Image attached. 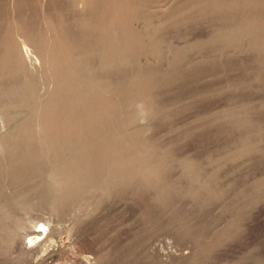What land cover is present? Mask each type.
I'll return each instance as SVG.
<instances>
[{
    "label": "rangeland",
    "instance_id": "rangeland-1",
    "mask_svg": "<svg viewBox=\"0 0 264 264\" xmlns=\"http://www.w3.org/2000/svg\"><path fill=\"white\" fill-rule=\"evenodd\" d=\"M43 68L99 117L52 132L112 156L57 209L46 162L0 153V264H264V0H0V139L36 116Z\"/></svg>",
    "mask_w": 264,
    "mask_h": 264
},
{
    "label": "bare ground",
    "instance_id": "bare-ground-1",
    "mask_svg": "<svg viewBox=\"0 0 264 264\" xmlns=\"http://www.w3.org/2000/svg\"><path fill=\"white\" fill-rule=\"evenodd\" d=\"M118 31H120V30H118ZM121 32H123L122 29H121ZM126 36H128V35H126ZM124 61L126 62V60H124ZM48 70H49V68H47V70L43 68L42 70H39L36 73L40 74L41 72L45 71V74H46V77L48 79V82L50 83L51 89L45 95V97L44 98L42 97L41 100H39L38 102H36V103H33V102L30 103L29 102V104H30L29 106L33 107L36 110L35 111L36 116L33 117V119L28 123V125L24 129H22L24 131L21 132L22 134H20L21 136L25 135V133H27V135H28L29 134L28 131H30L31 129H33V130L35 129L36 133H35V138L32 141V144L34 142L33 145L37 149H34L33 150L34 152L31 150L33 152V153L31 152V154L27 153L28 155H26L25 154L26 152L24 153L25 155L22 154V151H23L22 149L27 148V150H28V148H29V147H27L28 141H26V142H23L21 140L19 141L18 139H19L20 135L16 132L18 134V136L17 135L15 136V137H17V139L11 138V136H9L10 139H4V140L0 139V153H2V155H4L6 157V159H2V161H5L4 163L8 164L9 169H10L9 171H11V173H17L18 171L21 170L22 167H24V166L26 167L27 164H30V165H31V163L34 164V162H36V161L46 162L49 166V169H50L49 182L52 184L53 192H54L53 193V197H54L53 203H54L55 208L59 209L65 205L69 204L70 202L71 203H77L78 202V198L80 197V194L87 187H89V184H90L89 180L91 179V176L97 177L96 175L98 173H100V169L102 170V167L104 166L105 160L108 158V156H112V155L106 154V153H111V152L103 153L102 152L103 150L99 151L95 146L97 144H95L93 141H91L92 139H94V137H92L90 139L89 135H84L85 133L83 134V132H82L83 130L81 132L76 131L75 134H73V138L71 141H65V136H62L61 134H59L60 132H57V131L52 132V131H55L52 129L55 128L56 125H59V123H62L63 119L69 120L72 122H77V120H80L81 125L82 124L85 125L88 122H90V126L93 127V125H96L99 122V117L93 115V114H95V113H93L91 115L95 116L96 118L93 119V117H92V119H90V120H87V118L84 119L83 118L84 117L83 116L84 111L83 112L80 111L82 113V114H80V112L78 113L75 110V107L78 108L77 107L78 106L77 101H79L78 99L83 96V94H82L83 91L81 90V86L75 87V92L77 94L76 96L68 98V95L67 96L62 95L54 87V86L58 85L60 82V79L58 77V75H60V74L56 75L55 72L50 73ZM41 74H43V73H41ZM103 87L106 88L105 86H103ZM110 87L112 88V86H110ZM110 87H109V89H110ZM62 93H64V92H62ZM94 97H97V96H94ZM78 104L81 105V102ZM74 105H77V106L74 107ZM107 106H109V105H107ZM89 107H91V106H89ZM84 108H85V106H84ZM102 108H103V106H102ZM105 108H107V107H105ZM93 110H95V109H93ZM99 112H100V110H99ZM89 113H91V112H89ZM112 115H114V114L112 113ZM101 118H103V117H101ZM109 118H111V115ZM4 124H5V122H4ZM98 126L99 125H97V127ZM82 128L84 129V127H82ZM79 129L81 130V128H79ZM90 130L93 131L92 129H90ZM97 134H95V135H97ZM13 135H15V134H13ZM113 135H114V132H113ZM31 136H33V135H31ZM99 136L100 135H98L97 137L99 138ZM22 138H23V136H22ZM69 140H70V138H69ZM100 144H101V142H100ZM113 144H115V143H113ZM105 145H109V144H105ZM30 149H32V148H30ZM35 150H37V151H35ZM28 151H30V150H28ZM115 152L116 151H114V153ZM117 153H119V152H117ZM104 168H105V166H104ZM20 173H22V172H20ZM13 175H15V174H13ZM89 176H90V178H88ZM93 179H91L90 181H92ZM40 227L42 229H35L33 231L30 243L35 242L36 240L43 237V235H45L44 233H46L48 226L46 224H42V225H40ZM42 239H44V238H42ZM30 243H27L25 245V249H24L25 252L31 251Z\"/></svg>",
    "mask_w": 264,
    "mask_h": 264
}]
</instances>
